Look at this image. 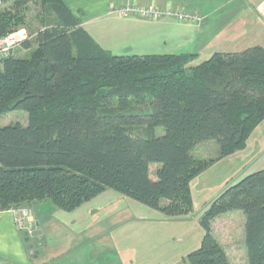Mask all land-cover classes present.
I'll use <instances>...</instances> for the list:
<instances>
[{"label": "trees", "instance_id": "trees-1", "mask_svg": "<svg viewBox=\"0 0 264 264\" xmlns=\"http://www.w3.org/2000/svg\"><path fill=\"white\" fill-rule=\"evenodd\" d=\"M33 3L46 15L36 47L26 37L19 45L29 56L0 65V118L21 111L28 119L0 127V211L48 202L72 212L113 190L166 217L187 216L189 184L243 151L264 120V49L214 53L193 67V53L114 55L61 0H1L0 35L24 30ZM208 141L217 158L196 160L195 147ZM207 208L186 264H229L211 223L230 212L245 217L248 264H264V169Z\"/></svg>", "mask_w": 264, "mask_h": 264}, {"label": "crops", "instance_id": "crops-1", "mask_svg": "<svg viewBox=\"0 0 264 264\" xmlns=\"http://www.w3.org/2000/svg\"><path fill=\"white\" fill-rule=\"evenodd\" d=\"M61 1L79 20L82 31L114 55L193 53V67L214 53H238L255 46L264 49V0ZM127 7H152L161 14H122ZM176 14L188 18L179 20ZM245 146L243 151L221 158L189 184L194 208L202 199L204 214L223 191L208 194L210 190L201 183V176L214 165L235 162L241 167L238 174L264 154V120ZM29 208L32 214L22 225L16 223L18 209L0 211V264H186L185 257L200 247L203 238L199 220L192 221V213L169 218L113 190L72 212L48 203ZM25 224H34L36 250L26 248L21 240L24 235L20 237L19 232L27 230L19 228ZM89 239L108 247L111 256L103 257L100 250L89 261L81 250V243Z\"/></svg>", "mask_w": 264, "mask_h": 264}, {"label": "rangeland", "instance_id": "rangeland-1", "mask_svg": "<svg viewBox=\"0 0 264 264\" xmlns=\"http://www.w3.org/2000/svg\"><path fill=\"white\" fill-rule=\"evenodd\" d=\"M27 20L25 21L26 27L24 30L26 31V37L30 38L29 41L32 42L31 50L36 47L34 39L35 34L43 27V22H45L46 15L44 12H42L41 7L38 3L30 4L27 8ZM44 11V10H43ZM17 34H21V31H18ZM24 34L22 33L21 36ZM20 37V36H19ZM27 38V39H28ZM31 50H24L20 45L16 46L13 51V57L17 58H23L28 57ZM138 110H142L143 108L139 107ZM135 111V109H130V111ZM21 123L22 125H26L28 122L27 114L25 112L21 111H14L7 113L0 118V127L7 126L11 123ZM141 134V132H139ZM164 130L163 128H158L155 130V136H163ZM216 143L213 141L204 142L198 145L195 154L193 153V156L196 158H203V160H211L214 158H217L218 156V147H216ZM199 147H201L199 149ZM199 149V150H198ZM154 170L158 168V165H153ZM212 167V166H211ZM241 167L239 165H235V162L230 163H221L218 165H214L212 170H209L208 172H205L201 176V183L205 185L207 189L210 191L208 192L213 194L214 192H221V190H225L229 186L233 185L237 181H240L247 175H250L252 173H255L257 171L264 169V154L258 157V160L256 162H253L252 165L248 166L247 168H244L243 171H239L237 174L236 170L240 169ZM209 169V168H208ZM204 173V172H203ZM238 175V176H237ZM237 176V177H236ZM152 178H154L153 174L151 175ZM195 187L193 185V192L195 193ZM224 188V189H221ZM222 191V193H223ZM221 194V193H220ZM196 201V200H195ZM202 199L199 201H196V207H192L191 213L192 221H197L201 219L203 216V211L200 209V204H203ZM48 203V202H43ZM41 204V203H36ZM49 204V203H48ZM193 204V202H192ZM35 205V204H32ZM31 207V205H29ZM29 206H24L22 209L16 210L17 212L20 210H27L30 214H32V210L29 208ZM29 214V215H30ZM187 215V216H188ZM244 215L241 212H230L223 214L215 219H213L211 223V232L214 236V238L217 241V244H219L225 251L226 256L228 257L229 264H248L247 259V253L244 242V225H245V219ZM19 218L17 217L16 213V223L18 222ZM18 224V223H17ZM19 225V224H18ZM34 224H25L23 227L19 228L20 230H27V235L29 241H26L25 237L23 236L22 232L20 233V237H22V241L24 246L26 248L28 247L30 250H36L37 247L35 246L34 237H35V229L33 228ZM82 249L86 255L89 261L95 258L98 251H100V255L105 256H111V251L108 249V247H104L102 244L96 242L93 239H89L88 241L81 243ZM99 245V249L98 248ZM32 248V249H31ZM28 249V251H29ZM27 251V252H28ZM73 255V253H70ZM69 255V257L71 256ZM109 258V257H108Z\"/></svg>", "mask_w": 264, "mask_h": 264}, {"label": "built area", "instance_id": "built-area-1", "mask_svg": "<svg viewBox=\"0 0 264 264\" xmlns=\"http://www.w3.org/2000/svg\"><path fill=\"white\" fill-rule=\"evenodd\" d=\"M0 6H1V0H0ZM122 14H139L141 16L149 15V16H155L157 17L161 13L158 11H155L152 7L147 9H140L136 7H127L122 9ZM179 20H186L188 17L182 14H176L175 15ZM18 33V32H17ZM13 33L11 35L2 36L0 35V65L9 58L15 49L16 46H18L23 40L26 39V34L22 32L24 37L21 36V34ZM20 36V37H19ZM29 211L27 210H20L17 212V217L19 218L17 223L19 225H22L25 223L27 218L29 217ZM21 228V227H20Z\"/></svg>", "mask_w": 264, "mask_h": 264}, {"label": "water", "instance_id": "water-1", "mask_svg": "<svg viewBox=\"0 0 264 264\" xmlns=\"http://www.w3.org/2000/svg\"><path fill=\"white\" fill-rule=\"evenodd\" d=\"M26 234H27L26 232H23V235H24V236H26ZM27 239H28V238H26L25 240H27Z\"/></svg>", "mask_w": 264, "mask_h": 264}]
</instances>
